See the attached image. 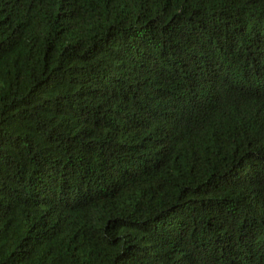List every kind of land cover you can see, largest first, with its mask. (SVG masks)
Masks as SVG:
<instances>
[{
    "label": "trees",
    "instance_id": "obj_1",
    "mask_svg": "<svg viewBox=\"0 0 264 264\" xmlns=\"http://www.w3.org/2000/svg\"><path fill=\"white\" fill-rule=\"evenodd\" d=\"M0 264H264V0H0Z\"/></svg>",
    "mask_w": 264,
    "mask_h": 264
}]
</instances>
